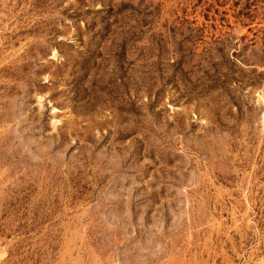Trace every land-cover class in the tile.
<instances>
[{
	"label": "rangeland",
	"instance_id": "1",
	"mask_svg": "<svg viewBox=\"0 0 264 264\" xmlns=\"http://www.w3.org/2000/svg\"><path fill=\"white\" fill-rule=\"evenodd\" d=\"M0 264H264V0H0Z\"/></svg>",
	"mask_w": 264,
	"mask_h": 264
}]
</instances>
